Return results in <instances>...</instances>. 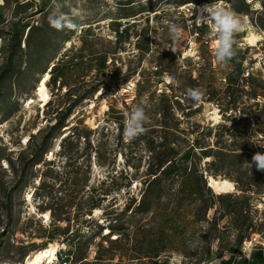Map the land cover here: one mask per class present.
Instances as JSON below:
<instances>
[{
    "label": "rangeland",
    "instance_id": "1",
    "mask_svg": "<svg viewBox=\"0 0 264 264\" xmlns=\"http://www.w3.org/2000/svg\"><path fill=\"white\" fill-rule=\"evenodd\" d=\"M213 3L247 19L226 65L207 13L180 9ZM54 10L75 27H51ZM136 104L146 132L126 141ZM262 147L264 0H0V264L53 245L50 264H243L240 242L264 241V172L242 163Z\"/></svg>",
    "mask_w": 264,
    "mask_h": 264
},
{
    "label": "clouds",
    "instance_id": "2",
    "mask_svg": "<svg viewBox=\"0 0 264 264\" xmlns=\"http://www.w3.org/2000/svg\"><path fill=\"white\" fill-rule=\"evenodd\" d=\"M147 3V0H142ZM195 7V6H194ZM204 11L207 13L205 18L196 20L197 25H209L210 35L213 38V50L215 59L218 64L226 65L237 55L235 36L238 32L247 26V19L241 18L236 12L230 8L218 4L205 5ZM49 24L51 27L62 30L65 26L75 27L67 22V18L58 15L57 11L49 16ZM168 29L169 37L173 41H179L182 37L181 27L176 23L165 21ZM171 51L175 52L174 49ZM165 79L173 85H180L181 82L172 75H166ZM185 95L193 102L199 104L204 98V93L199 88H185ZM149 120V116L143 104H136L125 114V123L123 129V138L126 141H133L146 132L145 124ZM259 146V145H258ZM264 148V147H262ZM245 169H252L253 166L258 171L264 172V153L257 152L253 155L249 162L245 160L242 163Z\"/></svg>",
    "mask_w": 264,
    "mask_h": 264
},
{
    "label": "bare ground",
    "instance_id": "3",
    "mask_svg": "<svg viewBox=\"0 0 264 264\" xmlns=\"http://www.w3.org/2000/svg\"><path fill=\"white\" fill-rule=\"evenodd\" d=\"M206 4H203L202 6L197 7L194 4H188L185 6H181L180 9H185V8H193L196 9L198 8V18L201 17V14H203L204 11V6ZM208 5V4H207ZM195 6V7H194ZM194 11V10H193ZM156 15V14H153ZM244 41H246L247 39L244 38ZM66 45L69 46L70 42H66ZM54 64L51 63L47 69V71L43 74L42 78L39 80L38 84H37V88L35 90V95L38 98L39 103L42 105V107L44 108L47 104V102L50 99L49 93L47 91V83L49 82L50 78H51V72L53 70ZM34 100L33 99H27V108L30 109L31 105L34 104ZM46 104V105H44ZM27 140L24 141V143H26ZM218 188L221 191L222 194H228L230 192H233V185L232 183L229 184H225V183H218ZM60 249V247L58 245H53L50 247H46V248H42L39 249L38 251H36L34 254H32L31 257L28 258L27 260V264H46V263H51L55 257H56V253L58 252V250Z\"/></svg>",
    "mask_w": 264,
    "mask_h": 264
},
{
    "label": "built area",
    "instance_id": "4",
    "mask_svg": "<svg viewBox=\"0 0 264 264\" xmlns=\"http://www.w3.org/2000/svg\"><path fill=\"white\" fill-rule=\"evenodd\" d=\"M259 253L260 261L258 264H264V241L260 242L259 237L251 235L244 239L238 247L235 259L242 260L243 264H251L255 261V255ZM231 257V256H230ZM219 264H223L219 262Z\"/></svg>",
    "mask_w": 264,
    "mask_h": 264
},
{
    "label": "trees",
    "instance_id": "5",
    "mask_svg": "<svg viewBox=\"0 0 264 264\" xmlns=\"http://www.w3.org/2000/svg\"><path fill=\"white\" fill-rule=\"evenodd\" d=\"M61 122L58 124V126H61ZM56 126V125H55ZM173 167H175L174 166V161H172V160H166V161H162V162H160L159 164H158V166H157V168H163L162 169V171H161V173L160 174H169V173H171V171H170V169L172 168L173 169ZM159 174V175H160ZM239 215V219L242 217V212L241 213H239L238 214ZM241 225H246V227H250V223L247 221V219H242V221H241ZM248 238V237H247ZM244 239H246V238H244ZM243 239V240H244ZM243 240L240 242V244L243 242ZM240 244H239V246H240ZM238 246V247H239ZM238 250V249H237Z\"/></svg>",
    "mask_w": 264,
    "mask_h": 264
}]
</instances>
